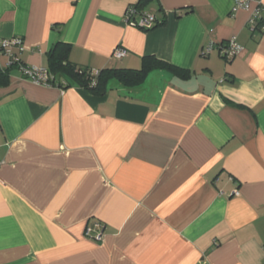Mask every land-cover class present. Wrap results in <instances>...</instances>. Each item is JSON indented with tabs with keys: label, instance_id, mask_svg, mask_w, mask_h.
<instances>
[{
	"label": "crops",
	"instance_id": "obj_1",
	"mask_svg": "<svg viewBox=\"0 0 264 264\" xmlns=\"http://www.w3.org/2000/svg\"><path fill=\"white\" fill-rule=\"evenodd\" d=\"M144 0H0L5 40L27 68L47 54L97 74L154 57L98 97L26 79L0 87V264H264V29L234 0H150L163 24L125 22ZM264 18V0L261 2ZM235 38L224 59L209 44ZM116 48L125 51L113 58ZM98 226V228H96ZM102 231L97 242L85 236Z\"/></svg>",
	"mask_w": 264,
	"mask_h": 264
},
{
	"label": "trees",
	"instance_id": "obj_2",
	"mask_svg": "<svg viewBox=\"0 0 264 264\" xmlns=\"http://www.w3.org/2000/svg\"><path fill=\"white\" fill-rule=\"evenodd\" d=\"M150 0L139 1L135 9L134 20L144 13L142 10ZM154 29L163 24V20L159 21L154 17ZM259 26L262 24V19L259 20ZM150 29V30H151ZM148 31V30H145ZM70 46L58 42L54 44L47 54V73L49 75L48 83L54 86L60 78L64 79L65 83L59 87L64 89L70 87H79L86 90L88 93L101 97L106 94L107 85L114 80L126 88H133L142 84L146 75L153 70H165L173 76L186 80L190 78V72L179 69L166 62L157 60L154 57H144L141 62V67L138 70L127 69H105L97 74H92L90 71L78 68L71 64L68 60ZM10 68H2L0 66V87H5L9 83Z\"/></svg>",
	"mask_w": 264,
	"mask_h": 264
},
{
	"label": "built area",
	"instance_id": "obj_3",
	"mask_svg": "<svg viewBox=\"0 0 264 264\" xmlns=\"http://www.w3.org/2000/svg\"><path fill=\"white\" fill-rule=\"evenodd\" d=\"M262 0H234V8L233 10H249L251 5L254 4L256 8L253 11L252 17L249 21L250 24H252L255 21H259L262 19L261 27L264 29V18L261 16V12L263 10L261 6ZM135 9L134 6L130 7L127 11L125 22L135 28H138L140 30H150L154 26V16L150 14H143L141 16H138L137 20H134L133 17L135 15ZM21 39L20 38H13L9 40H5L1 44V50L3 51L4 55L7 57V63L6 67L9 68L11 66H19V69L22 73V75L30 80L31 82L37 84V85H44L49 86L48 79L50 78L47 71L44 69H38V68H27L23 67L20 64L19 58L13 54L12 49L18 48L20 49L21 46ZM213 48H218L219 54L224 59H231L238 55L242 51V47L236 42L235 38L230 39L226 45H214L209 44L207 47L203 50V55H207L210 53V51ZM125 51L121 48H116L113 51V58L115 59H122L125 56ZM98 228V226H96ZM92 229L87 228L85 231V236L88 238H92L93 240L97 242H101L102 240V231L100 229L96 230V233L92 236Z\"/></svg>",
	"mask_w": 264,
	"mask_h": 264
}]
</instances>
